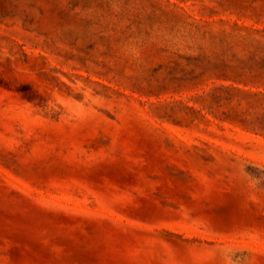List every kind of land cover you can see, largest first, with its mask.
<instances>
[{
	"label": "rangeland",
	"instance_id": "obj_1",
	"mask_svg": "<svg viewBox=\"0 0 264 264\" xmlns=\"http://www.w3.org/2000/svg\"><path fill=\"white\" fill-rule=\"evenodd\" d=\"M0 264H264V0H0Z\"/></svg>",
	"mask_w": 264,
	"mask_h": 264
}]
</instances>
